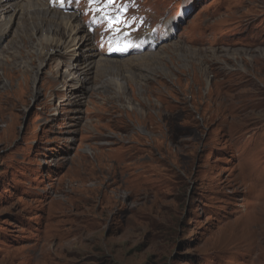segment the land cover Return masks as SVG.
<instances>
[{
	"label": "rangeland",
	"instance_id": "1",
	"mask_svg": "<svg viewBox=\"0 0 264 264\" xmlns=\"http://www.w3.org/2000/svg\"><path fill=\"white\" fill-rule=\"evenodd\" d=\"M148 1L191 5L181 36L92 83L9 1L0 264H264V0Z\"/></svg>",
	"mask_w": 264,
	"mask_h": 264
},
{
	"label": "bare ground",
	"instance_id": "2",
	"mask_svg": "<svg viewBox=\"0 0 264 264\" xmlns=\"http://www.w3.org/2000/svg\"><path fill=\"white\" fill-rule=\"evenodd\" d=\"M9 1H13V2L18 1V3L20 1L23 2V4L21 3V5L18 3L16 5L19 8L21 7L20 8L21 15L19 18H22L23 24H25L24 16H27V18L33 17L34 19L37 16L39 23L41 25L47 23V25L50 26L48 33L47 31L42 29L43 26L39 27L38 25H35L36 30L33 32L32 37L34 36L36 37L35 33L38 34V32L46 33L45 35L43 34L44 37L40 38L38 42H40L39 44H41L42 46L50 45L52 47H55V50L53 52L47 53L51 62H54L56 59H58L60 61V64L64 66L68 62L67 60L68 54L71 55V53H73L75 50H78L77 48L78 46L85 47L84 49H82L80 54L79 53L74 54L75 64L72 66V69L74 71L72 75H75V78H77L80 75H83L85 82L92 83L90 81V75L92 73V67H94V65L96 66L97 64L96 61L95 63L93 62V58L97 56V53L93 45L90 43L89 37L86 35H80L81 32L83 31V28L77 21V17H75V15H69V17H65L62 15L61 12L56 10H50L49 8L46 9L41 8L34 12L30 10V12L28 13L26 8L29 7L27 5L29 4L30 0H0V20L4 19L5 21L4 17L8 16L9 19L8 18L7 19L9 20V22H12V18L15 15V12L11 14V12L14 9V4L10 3ZM28 15H30V17H28ZM26 28L28 27H25L23 29ZM51 33L53 34L51 35ZM59 35H62V38L58 37ZM2 36L0 35V45L2 43L1 42ZM19 40H22V34L19 37ZM70 42L73 44L74 47L72 48L67 47ZM72 44L70 45L72 46ZM62 47H64L63 50ZM153 55L155 54L154 53L149 55L146 54V56L144 55L143 57L150 58ZM143 57L136 58V60L142 61L144 59ZM99 59H102L110 64L119 63L117 61L107 59L105 57L98 58L97 60ZM5 62L6 63L4 65H0V67H10L11 65L10 61L7 59ZM39 67H41V65ZM68 70H71V68ZM65 75L66 77L71 76V73L67 71Z\"/></svg>",
	"mask_w": 264,
	"mask_h": 264
},
{
	"label": "snow or ice",
	"instance_id": "3",
	"mask_svg": "<svg viewBox=\"0 0 264 264\" xmlns=\"http://www.w3.org/2000/svg\"><path fill=\"white\" fill-rule=\"evenodd\" d=\"M57 2L64 3V0H57ZM88 3L97 6L96 11L110 30L127 23L125 20L128 11L127 4L121 3L117 7V0H88ZM100 5H103V7H100ZM113 8H115V11L112 10Z\"/></svg>",
	"mask_w": 264,
	"mask_h": 264
}]
</instances>
